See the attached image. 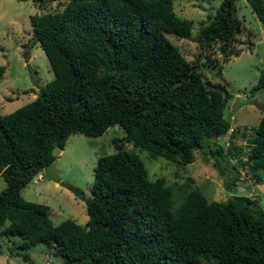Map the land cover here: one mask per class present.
Listing matches in <instances>:
<instances>
[{
  "label": "trees",
  "instance_id": "16d2710c",
  "mask_svg": "<svg viewBox=\"0 0 264 264\" xmlns=\"http://www.w3.org/2000/svg\"><path fill=\"white\" fill-rule=\"evenodd\" d=\"M248 2L264 24V0ZM236 8V0H221L206 13L192 58L169 36H193V20L176 14L173 0H66L61 10L30 15L32 41L54 75L32 100L0 115L6 182L0 236L19 238L13 252L27 260L19 249L44 242L61 264H206L203 258L264 264V208L257 198L233 194L210 201L193 186L177 201L166 178H150L139 154L125 146L182 164L200 149L213 157L226 188L237 179L238 161L260 182L264 114L250 135V126L242 128L246 142L236 143L224 115L232 94L201 69L211 62L209 53L222 54L220 65L240 53L233 42L243 28ZM259 88L264 67L251 91ZM113 124L124 134L113 138V152L98 157L90 194L73 189L85 201L84 224L72 218L54 223L47 204L24 198L23 187L71 133L99 135ZM227 134V142L219 141Z\"/></svg>",
  "mask_w": 264,
  "mask_h": 264
},
{
  "label": "rangeland",
  "instance_id": "374dc122",
  "mask_svg": "<svg viewBox=\"0 0 264 264\" xmlns=\"http://www.w3.org/2000/svg\"><path fill=\"white\" fill-rule=\"evenodd\" d=\"M220 1L173 0L176 14L193 20V36L177 38L169 34L170 39L187 58L197 54L198 41L195 34L203 26L206 13L214 11ZM65 2L66 0H46L41 3L33 0H0V115L32 100L39 87L53 77V70L44 50L38 42L32 41L30 15L61 10ZM236 6L235 13L242 21L243 28L235 35L233 42L241 48L240 53L233 54L222 65V54L219 51L209 53L211 62L208 67L201 69L206 77L223 82L231 92L224 109V115L234 127L228 132H235L236 143H245L247 135L251 134L264 114V88L251 91L264 67V24L252 10L248 0H236ZM204 58L206 57L203 56L202 59ZM229 115L233 117L230 118ZM247 126H250L251 131L248 129L249 134L243 136L242 128ZM123 134L124 129L118 124L109 126L99 135H87L80 131L71 133L63 148L54 149L58 179H47L44 175L38 177L36 173L23 187L22 195L25 199L47 204L49 216L54 223L72 218L84 224L88 218L85 201L76 196L73 189L79 187L86 195L90 194L98 157L113 152V138ZM228 136L220 137L219 141L227 142ZM125 146L139 154L150 178H166L167 183L174 187L177 201L180 200L183 189L198 186L210 201H224L233 194H245L257 198L264 208V169L258 170L261 179L256 182L247 170V165L237 160V179L228 189L212 164L213 157L207 155L206 159L200 149L195 150L192 162L182 164L162 155L154 156L150 150L134 147L130 143ZM246 150L247 146L243 153ZM228 176L232 177L231 174ZM5 183L0 173V190ZM5 223L8 224L9 220ZM18 240V237L9 239L0 236V264H61V258L54 255L53 249L44 242L19 249L20 252L29 254L27 260L23 259L20 254L11 250V246H16ZM203 261L211 264L204 258Z\"/></svg>",
  "mask_w": 264,
  "mask_h": 264
},
{
  "label": "water",
  "instance_id": "95a60500",
  "mask_svg": "<svg viewBox=\"0 0 264 264\" xmlns=\"http://www.w3.org/2000/svg\"><path fill=\"white\" fill-rule=\"evenodd\" d=\"M259 107H261L259 104H257ZM43 175L47 178V179H51V180H57L58 176H57V172L55 170V162L54 160H51L50 162H48L43 170Z\"/></svg>",
  "mask_w": 264,
  "mask_h": 264
},
{
  "label": "built area",
  "instance_id": "2783aa9c",
  "mask_svg": "<svg viewBox=\"0 0 264 264\" xmlns=\"http://www.w3.org/2000/svg\"><path fill=\"white\" fill-rule=\"evenodd\" d=\"M229 117L232 118L233 116L230 115ZM233 128H234V127H233L232 125L229 127L230 130H233ZM37 176H38V177H42V176H43V169L40 170V171L38 172V175H37Z\"/></svg>",
  "mask_w": 264,
  "mask_h": 264
},
{
  "label": "clouds",
  "instance_id": "9594fccd",
  "mask_svg": "<svg viewBox=\"0 0 264 264\" xmlns=\"http://www.w3.org/2000/svg\"><path fill=\"white\" fill-rule=\"evenodd\" d=\"M229 116H230V115H229ZM231 125H233V124H231ZM231 125H230V126H231ZM43 170H44V168H43ZM38 172H39V171H38ZM37 175H38V173H37Z\"/></svg>",
  "mask_w": 264,
  "mask_h": 264
}]
</instances>
